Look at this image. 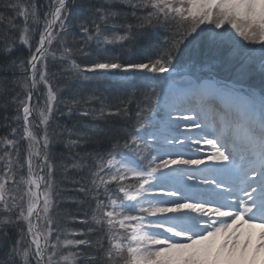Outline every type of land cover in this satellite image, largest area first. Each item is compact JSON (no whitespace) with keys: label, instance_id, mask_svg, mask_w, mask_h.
Listing matches in <instances>:
<instances>
[{"label":"snow or ice","instance_id":"obj_1","mask_svg":"<svg viewBox=\"0 0 264 264\" xmlns=\"http://www.w3.org/2000/svg\"><path fill=\"white\" fill-rule=\"evenodd\" d=\"M0 128V264H264V0H0Z\"/></svg>","mask_w":264,"mask_h":264},{"label":"trees","instance_id":"obj_2","mask_svg":"<svg viewBox=\"0 0 264 264\" xmlns=\"http://www.w3.org/2000/svg\"><path fill=\"white\" fill-rule=\"evenodd\" d=\"M42 2H45L46 3V0H42ZM35 39L36 40L39 39L38 33H37ZM21 49L23 51V54L26 56L28 54L27 53V49L24 46H21ZM62 122L71 124L74 121H67L66 120V121H62ZM5 131H6L5 129L0 128V136H3L5 134ZM20 131L22 132V127H21ZM66 195H73V193H66ZM70 207L73 209V212L76 213V214H78L80 217H83V215H84L85 212H88V214L90 215V212H89L86 204L85 205H82V206L81 205H70ZM77 209H79L78 212H77ZM67 226L70 227V228L86 229V226L85 225H82L79 222L73 223V222H71V220H69ZM93 239H95V238L93 237Z\"/></svg>","mask_w":264,"mask_h":264},{"label":"rangeland","instance_id":"obj_3","mask_svg":"<svg viewBox=\"0 0 264 264\" xmlns=\"http://www.w3.org/2000/svg\"><path fill=\"white\" fill-rule=\"evenodd\" d=\"M228 222H230V220ZM241 231L242 232H248L250 230L248 229L247 225H243ZM252 231H258V230H252Z\"/></svg>","mask_w":264,"mask_h":264}]
</instances>
